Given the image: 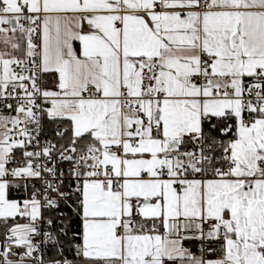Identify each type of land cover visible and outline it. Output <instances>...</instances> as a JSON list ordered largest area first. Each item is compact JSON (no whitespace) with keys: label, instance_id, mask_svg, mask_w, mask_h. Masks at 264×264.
<instances>
[{"label":"snow or ice","instance_id":"1","mask_svg":"<svg viewBox=\"0 0 264 264\" xmlns=\"http://www.w3.org/2000/svg\"><path fill=\"white\" fill-rule=\"evenodd\" d=\"M0 264H264V0H0Z\"/></svg>","mask_w":264,"mask_h":264}]
</instances>
